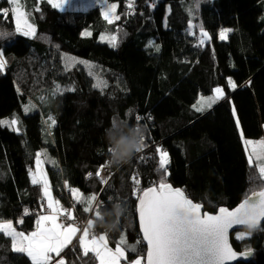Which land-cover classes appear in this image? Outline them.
<instances>
[{"label": "trees", "instance_id": "obj_1", "mask_svg": "<svg viewBox=\"0 0 264 264\" xmlns=\"http://www.w3.org/2000/svg\"><path fill=\"white\" fill-rule=\"evenodd\" d=\"M19 2L36 35L18 34L14 6L0 0V9H9L7 17L0 15V34H11L0 36L7 61L0 71V121L16 118L18 129L0 124V221L25 234L36 229L46 200L31 172L44 153L55 195L61 199L64 187L78 190L85 202L78 203L77 216L86 220L102 191L96 174L111 163L107 132L114 122L142 127L149 140L148 149L120 165L101 194L95 231L113 249L123 239V264L147 252L137 197L161 179L158 147L170 159L166 182L207 212L233 209L253 190H264L244 143L264 137V0H109L120 17L112 23L97 7L61 12L47 0ZM201 29L209 37L203 45ZM102 36H115L117 46ZM217 87L224 98L198 112L201 96ZM245 235L233 236V247L254 252V259L239 264H264V225ZM78 241L62 252L65 264H98L92 253L83 255ZM0 264L32 261L13 251L12 239L0 232Z\"/></svg>", "mask_w": 264, "mask_h": 264}, {"label": "snow or ice", "instance_id": "obj_2", "mask_svg": "<svg viewBox=\"0 0 264 264\" xmlns=\"http://www.w3.org/2000/svg\"><path fill=\"white\" fill-rule=\"evenodd\" d=\"M54 7H59L60 11H64V7L53 3V0H48ZM107 4V0H101ZM13 18L16 24V30L22 36L35 37L36 29L28 22L27 14L22 11L19 6V0H9ZM70 0H63V4L67 5ZM115 5H111L105 11L104 17L109 22L113 19H119V16H113L111 13L115 11ZM132 3H129V8ZM9 9H0V15L7 17ZM193 25L189 23L191 29ZM226 29L220 32V38H226ZM9 33L0 34L7 37ZM87 35V33H86ZM208 33L201 29V38L199 44L205 43L204 37ZM103 39V37H102ZM112 47L117 46L116 37L113 36L108 40ZM159 51V49H156ZM7 61L4 59V52L0 49V71L6 66ZM80 63H84L80 61ZM229 87L235 89L236 84L229 80ZM72 90V89H69ZM59 86H56V92H59ZM215 97H209L207 106L218 99L224 98L223 89L215 88ZM55 94V92L53 93ZM197 110L202 111L203 108ZM25 111H28L26 108ZM141 117H137L139 121ZM51 121L49 127L54 126L56 121L49 117ZM17 119L11 121H0V124L7 125L13 131L18 129L15 127ZM237 123H239L237 121ZM120 123L114 122V125ZM241 136L243 133L241 132ZM246 147L253 142L250 140L244 141ZM264 147V142H262ZM147 147L145 140L143 142L142 152ZM108 151L112 154L113 149L110 147ZM138 152V153H140ZM156 152L159 155V167L161 170L160 181L146 190H140L137 197L138 200V215L140 220L143 239L147 244V252L145 255L138 257L131 264H228L229 261L237 257V253L233 251L228 242V233L233 226H245L249 230L258 228L259 223L264 219V190L255 191L234 210L229 211L227 208L221 207L218 210V215H210L204 213L201 215L202 205L193 203L185 194L174 189L166 182L167 165L170 162L168 153L161 148H157ZM255 153V149L253 150ZM38 154L36 158L37 172L32 175V183L42 186L44 196L47 198L46 207L50 210L48 214H42L36 221V229L30 234H25L22 231H16L10 221H0V232L12 239V250L19 253H25L31 258L32 264H51L55 257H60L56 260V264H65L64 258L61 257V251L67 246L80 231L79 225L70 223L74 219L72 210L60 206L59 201L52 198L49 192V183L45 177L44 170L39 167L42 163ZM141 159L143 157H140ZM249 163H252V155H249ZM102 166L97 176L103 171ZM259 172L264 179V166L259 167ZM92 174L89 173V176ZM110 176V174H109ZM109 176L100 177L102 183H107ZM133 182L138 184L139 180L133 177ZM73 198L80 202H85L81 194L76 189H70ZM95 197H89L86 202L85 211H88L91 201ZM96 217L100 216L98 205L96 209H91ZM119 210V209H117ZM28 211L25 210V215ZM63 217V220H60ZM59 221V222H58ZM21 219L19 223H22ZM92 219H89L87 225L84 226L81 237L78 243L81 245L83 255L87 256L89 252L93 253V258L98 261V264H119V261L126 259L125 250L122 247L124 241L117 245L115 251L110 249L107 244L106 235H99L91 232ZM91 236V239L89 237ZM239 239V234L237 235Z\"/></svg>", "mask_w": 264, "mask_h": 264}, {"label": "rangeland", "instance_id": "obj_3", "mask_svg": "<svg viewBox=\"0 0 264 264\" xmlns=\"http://www.w3.org/2000/svg\"><path fill=\"white\" fill-rule=\"evenodd\" d=\"M47 2H48V0H47ZM53 3H55V4H58V5H60V6H62V7H64V11H61V12H80V11H84V12H88V11H90V10H92L93 8H100L101 9V11L104 13L105 11H107L108 9H109V7L111 6V5H115L116 7H115V11H114V13H111V15H113V16H116V11H117V5L115 4V3H111V2H109V0H107V4H104V3H102L101 2V0H70V3H68L67 5H64L63 4V0H53ZM52 6H53V4L52 3H50ZM19 6L21 7V9H22V6L20 5V2H19ZM54 7V6H53ZM54 8H56L57 10H59L60 11V8L59 7H54ZM22 11H24L23 9H22ZM25 12V11H24ZM26 13V12H25ZM103 16H104V14H103ZM26 18L28 19V22L30 23V24H32V22L30 21V19L28 18V16H26ZM115 19H113L112 20V22L114 21ZM108 21V20H107ZM109 22V21H108ZM112 22H109V23H112ZM33 25V24H32ZM34 26V25H33ZM18 32V31H17ZM18 34H20V32H18ZM21 35V34H20ZM102 37H103V39H102ZM101 38H100V40L102 41V42H106V43H108V40L112 37V36H102ZM29 38H32V37H29ZM204 39H205V42H208L209 41V37L207 36V37H204ZM4 59H5V57H4ZM7 67V63H6V66H5V68ZM223 93H224V91H223ZM217 94L215 93V91L213 92V94H211V95H209V96H201V98L199 99V101H198V103L195 105V109L197 110L198 108H203V110L202 111H200V110H197L198 112H204V111H206V110H210L211 108H213V107H215L216 105H218V103L220 102V100L221 99H218V100H216V102H214V103H212L211 104V106L210 107H208L207 106V103H208V98L209 97H215ZM264 128V127H263ZM263 133H264V130H263ZM264 139L262 138V139H259V140H250V141H255V142H264L263 141ZM254 145H256V144H254ZM148 147H149V145H147V147L144 149V151H146L147 149H148ZM41 159V158H40ZM41 161H42V163L39 165V167L40 168H42L43 170H44V173H45V177H46V179H47V181H48V183H49V192H50V195L52 196V198H54L55 200H60L61 201V199H63V200H65L66 201V199L67 200H69V198L72 200V198H73V195L71 194V191H69V193H68V191H67V193H64V196H65V198L64 197H61V199H59L56 195H55V193H54V190H53V188H52V186H51V182H50V179H49V176H48V173H47V170H46V167H45V165H44V162H43V160L41 159ZM169 161H170V159H169ZM109 164V163H108ZM107 164V165H108ZM169 164V163H168ZM107 165H105V166H107ZM120 166V165H119ZM37 164H36V168H35V170L34 171H32L31 172V179H32V175H33V173H36L37 172ZM117 173V172H116ZM115 176V175H114ZM96 178H97V180L99 181V183L102 185V183L100 182L101 180L98 178V176L96 175ZM108 186L106 185V188H107ZM81 197L83 198V196H82V194H81ZM100 197H102V195L101 194H99V195H97V197H96V200H95V202H94V205H93V207H92V209L94 208V206H95V203L97 202V200H98V198H100ZM47 199V198H46ZM74 199V198H73ZM73 201V200H72ZM63 202V201H62ZM74 204H75V206L76 207H78V203L80 202L79 200H77V199H74ZM101 202H102V200H101ZM59 204H60V202H59ZM66 203L65 202H63L62 203V207L63 208H66L64 205H65ZM43 205H44V210L43 211H41L42 213L40 214V215H42V214H48L49 212H50V210L46 207V202L45 203H43ZM102 207H103V204H102ZM103 210V209H102ZM90 211H92V210H90ZM82 219V218H81ZM83 220V219H82ZM88 220V217H87V219L86 220H84V221H87ZM92 220H93V222L94 223H92V229H94L95 230V224L98 222V220L96 221L94 218H92ZM18 226L19 225H15L14 223H13V227L16 229V231H19V229H18ZM3 233V232H2ZM79 233H80V231H79ZM245 233H247V232H238V233H236L235 235H234V237L237 239V240H243V239H245L246 238V235H245ZM77 234H78V232H77ZM96 234H97V236H99V235H101V234H99V233H97L96 232ZM239 234V236H240V238L238 239L237 238V235ZM250 234V233H249ZM81 237V236H80ZM11 238V237H10ZM80 238H78V240H79ZM89 239H91L90 237H89ZM113 249V248H112ZM116 249V248H115ZM115 249H113V250H115ZM125 261V260H124ZM123 261V262H124ZM56 262V261H55ZM52 263V262H51ZM142 264H143V262H142Z\"/></svg>", "mask_w": 264, "mask_h": 264}, {"label": "clouds", "instance_id": "obj_4", "mask_svg": "<svg viewBox=\"0 0 264 264\" xmlns=\"http://www.w3.org/2000/svg\"><path fill=\"white\" fill-rule=\"evenodd\" d=\"M145 131L140 126L113 125L107 132L108 143L113 149L111 163L119 166L129 163L143 149Z\"/></svg>", "mask_w": 264, "mask_h": 264}, {"label": "built area", "instance_id": "obj_5", "mask_svg": "<svg viewBox=\"0 0 264 264\" xmlns=\"http://www.w3.org/2000/svg\"><path fill=\"white\" fill-rule=\"evenodd\" d=\"M144 140H145V144L148 145L149 140H148V138H147L146 136L144 137ZM141 153H144V150H143L142 152H140L139 154H141ZM107 164H108V163H107ZM107 164H105V165H107ZM105 165H103V166H104V167H103V171L100 172V176H98V178L100 179V177H103V176H109V174H110L109 179H108V182H107L106 184H105V183H102V182L100 181V182L102 183V185H104V186L108 185V183L114 178L115 173L118 171V169H119V167H120V166L113 165L112 163H109L107 166H105ZM96 175H97V174H96ZM100 180H101V179H100ZM67 191H68V190H67L65 187H64L63 189H60V190L58 191L59 196L65 198L64 193H67ZM68 193H69V191H68ZM100 194H102V192H101ZM65 199H66V198H65ZM66 202H67V203H66L64 206H65L66 208L72 210V215H73V217H74V219H73L72 221H69V222H70V223H75V224L79 225V227H80V236H81V234H82V231H83L84 226L87 225L89 219L94 218L96 221H97V220H98V221L101 220V211H102V209H103V207H102V202H101V197L98 198V200H97V202L95 203V206H94V208H93V209H96V208H97V205H98V210H99V212H100V216H99V217H96V216L94 215L93 211H90V214H89V216H88V220H87V221H84V220H82L81 218H79V217L77 216V207L75 206L74 202H73L70 198H69V200L66 199ZM60 220H63V217H60ZM92 221H93V220H92ZM93 223H94V222H93ZM91 232H93V233L96 234V231H95L94 229H92V228H91Z\"/></svg>", "mask_w": 264, "mask_h": 264}, {"label": "water", "instance_id": "obj_6", "mask_svg": "<svg viewBox=\"0 0 264 264\" xmlns=\"http://www.w3.org/2000/svg\"><path fill=\"white\" fill-rule=\"evenodd\" d=\"M171 186H172V188H174V189H179V190H181L184 194H185V196L188 198V199H190L189 197H188V195L182 190V189H180V188H175L172 184H170ZM193 203H196V202H194L192 199H190ZM240 205V204H239ZM238 205V206H239ZM237 206V207H238ZM236 208V207H235ZM235 208H233V209H229V208H227L229 211H232V210H234ZM138 209V208H137ZM138 212V211H137ZM208 213V214H210V215H218L219 213L217 212V213H210V212H207L206 210H205V207L202 205V208H201V215H203L204 213ZM138 224H139V228H140V235H141V237L143 238V232H142V230H141V226H140V220H139V215H138ZM263 225H264V219H262L261 221H260V223H259V226H258V228H256L255 230H249V229H247L245 226H240V225H236V226H233V228H231L230 230H229V233H228V242H229V245L231 246V248L233 249V251H235L238 255H237V257L235 258V259H233V260H231V261H229L228 262V264H239V263H249V262H251L253 259H254V252H246V253H239V252H237L236 250H235V248L233 247V244H232V238H233V236L236 234V233H238V232H247V233H250V234H253V233H256V232H258V231H260L261 229H262V227H263ZM144 240V239H143ZM144 243L146 244V241L144 240ZM146 246H147V244H146Z\"/></svg>", "mask_w": 264, "mask_h": 264}, {"label": "crops", "instance_id": "obj_7", "mask_svg": "<svg viewBox=\"0 0 264 264\" xmlns=\"http://www.w3.org/2000/svg\"><path fill=\"white\" fill-rule=\"evenodd\" d=\"M263 130H264V128H263ZM263 139H264V137H263ZM264 141V140H263ZM253 143L251 144V145H248L247 147H246V145H245V147H246V152H247V156H248V159H249V155L251 154L252 155V165H255L258 169H259V167L260 166H264V147H262L261 145H262V142H255V141H252ZM254 144H256V145H254ZM255 149V153L253 152V150ZM262 175V174H261ZM45 202H47V199H46V197H45ZM59 202H60V206H62V201H60L59 200ZM59 222V221H58ZM13 224V223H12ZM20 231V230H19ZM18 231V232H19ZM35 231V230H34ZM30 234V233H29ZM27 235V234H26ZM80 237V233H79V231H78V234L76 233L75 234V236L73 237V239H72V241L67 245V246H65L64 247V249L61 251V257H62V252L66 249V248H68V247H70V246H72L77 240H78V238ZM90 238H91V236H90ZM106 240H107V238H106ZM107 244H108V247L110 248V249H112L111 248V246H110V244H109V242H108V240H107ZM113 250V249H112ZM113 251H115V250H113ZM89 253H92V252H89ZM25 254V253H24ZM93 254V253H92ZM53 256H54V259L52 260V263L51 264H56V260L57 259H59L60 257H55V255L53 254ZM125 257H126V252H125ZM30 258V257H29ZM31 259V258H30ZM124 260H126V259H122V260H120L119 261V264H123V261Z\"/></svg>", "mask_w": 264, "mask_h": 264}, {"label": "bare ground", "instance_id": "obj_8", "mask_svg": "<svg viewBox=\"0 0 264 264\" xmlns=\"http://www.w3.org/2000/svg\"><path fill=\"white\" fill-rule=\"evenodd\" d=\"M160 1H161V0H160ZM89 178H90V177H89ZM89 178H88V179H89ZM110 182H111V181H110ZM110 182H109V183H110ZM109 183H108V185H109ZM108 185H107V186H108ZM101 186H102V191H101V192L103 193V192L105 191V189H106V186H104V185H101ZM84 220H85V219H84ZM12 223H13V222H12Z\"/></svg>", "mask_w": 264, "mask_h": 264}]
</instances>
